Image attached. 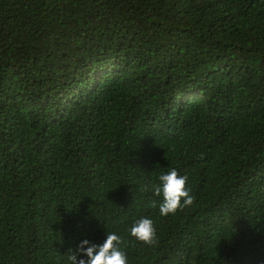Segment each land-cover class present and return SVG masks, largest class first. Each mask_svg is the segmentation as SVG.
I'll list each match as a JSON object with an SVG mask.
<instances>
[{
	"label": "trees",
	"instance_id": "obj_1",
	"mask_svg": "<svg viewBox=\"0 0 264 264\" xmlns=\"http://www.w3.org/2000/svg\"><path fill=\"white\" fill-rule=\"evenodd\" d=\"M170 169L194 199L161 217ZM110 232L128 264H264V0H0V264Z\"/></svg>",
	"mask_w": 264,
	"mask_h": 264
},
{
	"label": "clouds",
	"instance_id": "obj_2",
	"mask_svg": "<svg viewBox=\"0 0 264 264\" xmlns=\"http://www.w3.org/2000/svg\"><path fill=\"white\" fill-rule=\"evenodd\" d=\"M187 177L175 169L161 173L152 186V195L158 198V213L161 217L174 215L177 210L193 203V196L185 187ZM128 236L138 243L151 246L155 243L156 232L153 220L140 217L127 229ZM120 235L115 232L104 234L100 243L87 238L81 239L75 252L68 256L69 264H128L126 252L121 247Z\"/></svg>",
	"mask_w": 264,
	"mask_h": 264
}]
</instances>
